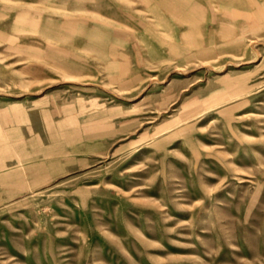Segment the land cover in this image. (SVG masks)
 I'll use <instances>...</instances> for the list:
<instances>
[{
	"label": "rangeland",
	"instance_id": "1",
	"mask_svg": "<svg viewBox=\"0 0 264 264\" xmlns=\"http://www.w3.org/2000/svg\"><path fill=\"white\" fill-rule=\"evenodd\" d=\"M0 264H264V0H0Z\"/></svg>",
	"mask_w": 264,
	"mask_h": 264
}]
</instances>
